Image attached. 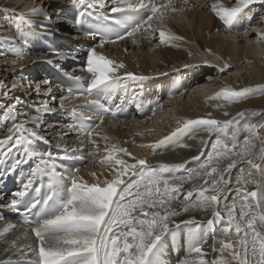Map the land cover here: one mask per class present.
<instances>
[{
	"label": "bare ground",
	"instance_id": "obj_1",
	"mask_svg": "<svg viewBox=\"0 0 264 264\" xmlns=\"http://www.w3.org/2000/svg\"><path fill=\"white\" fill-rule=\"evenodd\" d=\"M32 1H26L27 3L29 2V6L22 9L27 10L23 12L22 15L18 14L14 9H10L15 15H11L13 18L9 17L10 19L7 20L5 26L8 25L9 20L14 22V24L12 23L13 26L11 25L10 27L12 31L16 29V26H19L18 30L16 29L17 31L12 33L13 35L15 34L16 39L14 48L16 50L20 49L23 54L22 59L18 58L15 54L16 50L12 47L15 57L18 59L17 64H24L29 67V70L24 71L25 75L28 72H33L30 71L33 68L42 71L39 72V74H42L39 78L34 77L29 78V80L35 79L34 82H37L38 79L44 78L41 83V89H47V91L42 95L44 96L42 97L43 102L55 111H43L41 118H39V121L42 122L45 120L46 122L44 126H42L44 127L43 129L41 127L36 129V131L46 139L36 140L32 138L31 144L28 145L29 150L37 153V155L28 156L25 152L24 145L13 146L12 142L0 148V152L7 153L6 156L0 157V159H3V163H0L1 183L4 181L3 175L7 163L11 162L13 165L19 160L21 163H19L17 167H25L26 170L30 169L32 172V170L40 164L41 157L46 159L49 153L52 154L57 164L56 170L58 172L60 171L59 169L64 170V168H79V175L84 181L90 184L97 182V178L100 181H103L105 178L111 179V169L107 165L102 164H100V166H94L92 164L94 163V159L91 155H89L90 157L88 159L92 163L85 169L82 168L83 166L81 163L73 160L60 159L61 156L65 155L63 149L66 147L64 144L67 140L70 139L67 142L68 145L75 144V134L81 135V144H79V146H74V149H80L74 153L75 155L82 156L86 159L85 157L88 155L89 151L91 149L94 150V147H89V140L84 134L68 129V125L75 124L73 121L74 114L71 111L64 110L80 107L83 104H87L88 100L93 99H100L101 103L105 102V106L112 102L111 104H121L120 108L123 109L132 107L130 115L125 116L121 113L119 119L113 118V116L103 117V124L98 128V131L101 132L102 139L99 141V148H95L97 151L95 153H99L102 148L104 153L105 146L111 147V145L115 144L127 149L138 158H145L148 164L152 166L163 163L184 164L185 168L176 173L178 176L186 177L190 170L201 171L200 165L209 162L210 156L212 160L209 163V170L212 166H216V160L220 158L215 156V152L221 151L219 146L215 151L213 149V145L216 144L217 140L221 141L223 144H227L229 148H233V144H235L233 151L236 152L241 150L245 140L253 141L255 144V148L253 149L254 152H258L261 145L264 144V116L261 114V111L264 110V91L258 89L246 98L233 103H228L222 98L210 99V97H214L216 93L224 87L239 90L245 87L255 89L257 85H260L261 88H264V40L259 39L258 36L254 37L256 34L254 32H249L247 35L243 33L247 25H251V21L254 22L257 20V18H251L252 14L257 12L251 5L244 9L237 20L234 21L233 26L229 28L211 11V4L216 3L217 0H189L188 5H184L182 0H175L177 7H182L184 10L166 17L164 22H166L165 24L167 25L160 30L183 37V39L180 41L165 40V42L159 43L161 46L159 45L158 49L153 45L155 51H152L153 53L145 52V58H143V60L142 58H138L136 53L139 49H146L151 46V43L155 40V35L151 32L148 34L137 33L134 37L136 43H133L132 38V42L128 45V42H125L127 37L115 43H110L108 45L104 44L103 47H100L99 41L95 38L88 39L87 41L81 40L70 25L72 21H69L68 24L66 10L69 7L78 5L74 4L73 0H56L55 2L51 0H39L42 4H46L47 12L31 11L30 8L34 3ZM163 2L164 0H156L157 4ZM220 3L225 7L234 6V0H220ZM0 6L1 9L8 11L9 8L12 7L9 3H2ZM110 6L109 4V7ZM188 8H190V10H188L189 12L187 11ZM99 11L104 12L106 15L111 14L106 9ZM52 14L57 18L56 21L48 20V16H52ZM123 14L129 19H138L142 15L137 13H120L117 14L116 17H123ZM257 15H261L260 17L264 18V13L261 14L260 9L256 17ZM21 17H23L22 19L25 22L16 21V19ZM150 22H153V20ZM164 22L162 23L163 26L165 25ZM242 25L243 27L241 28ZM259 25L260 24H258L256 28ZM256 31H258V29H256ZM6 32L7 31L4 33L7 36L8 34H6ZM157 35L159 36V34ZM230 37L232 40H230ZM239 38L244 39V41H241L243 45H240V42H238ZM24 40H27L26 44L23 43ZM124 42L125 45L127 44V46H125L127 47L126 50L134 51L138 47L136 53L130 52L131 54H128L129 52L123 51L126 54L124 55L123 53L122 55L119 49L121 48L122 50V44H124ZM112 44L114 46H112ZM92 48L96 49V52L99 53L98 55H103L116 64L124 65L122 72L117 69V74L122 77L120 86L107 97H97L96 95L87 98H85V96L74 97L66 101L64 103V109H61L60 103L62 95H65L62 89L64 92H67L66 96L69 94V91L63 88L64 86L62 83L65 81L61 79L65 78L68 82H74L76 81L73 79L75 76L88 77L89 74L85 71L87 54ZM105 50L109 52L106 53ZM112 51H115V53L110 54ZM36 54L41 58L37 57ZM205 61L209 63H205ZM234 63L236 64V73H230L229 67L223 72L219 71V68L223 67L225 64L232 66ZM186 65L187 67H185ZM55 70L58 71L62 77L57 74L59 76L57 78L54 73ZM9 72L6 74L3 73L4 75L0 72L3 84L7 86L6 88L11 87L10 85H6L9 83L8 80L10 77L17 79L16 76L18 74L12 73L10 76L11 72ZM125 73H133L136 76L146 77V79L134 80L127 77ZM45 80L49 81V85L44 84ZM4 81H7L6 84ZM14 83L17 87L24 85L22 81H14L13 84ZM195 84H197L196 87L190 90L189 87ZM49 86L51 87V92L48 90ZM60 87H62V89ZM14 90L11 91V95ZM178 91H183V93H185V95H183L184 97L182 94H178ZM187 94L188 99L186 101ZM28 95L22 91L21 93L16 92V94L11 97H15L13 103H16V106L21 102L22 104H18V107L22 106L24 108V103L25 105L30 104ZM168 96H170L171 99L166 101L164 105H160L158 102L160 97L161 102H163V98H167ZM11 97L9 96L8 99L11 100ZM157 104L160 105L158 107L159 109L151 116L152 111L150 108L152 109V107L157 106ZM137 105H147V109L145 112L141 113L138 111ZM148 105L151 106L148 107ZM217 105L220 106L217 107ZM168 106L170 108L166 109ZM77 109L78 112L85 111L82 107ZM24 110L27 109L24 108ZM225 112H227L228 115H224ZM254 112L258 114L253 115ZM240 113H243L242 118L239 115ZM209 114L211 115L209 116ZM8 115H12V113H7L2 118L3 127L0 126V133H3L7 127L6 120L10 123L7 128L13 127V124L18 122L14 120L15 115H12L9 119L7 117ZM96 118L99 120V115H97ZM199 118H211L221 122L233 120L235 118L239 120V124L233 123L227 127H217L214 128L212 132H208L205 126L192 125L189 126L187 130L177 134L172 140L157 147L154 151L150 149V145H154L165 136H169L177 127H183V121ZM245 123L254 124L256 127L245 128ZM118 124L121 128L118 127L116 133L113 127ZM105 136L107 137L106 140L103 138ZM0 139L4 138L0 137ZM52 142L54 143L52 144ZM177 143L186 144L188 147L178 148ZM55 144H59L60 146L56 147ZM9 148H11V152L8 151ZM68 154H73V152ZM158 154L161 156H158ZM119 155L129 163L134 162L130 157L124 156L122 153ZM154 155V158H156L155 160L153 159ZM100 157L101 156H99V160H101ZM193 157H199V159H193ZM82 160L83 159H80V161ZM228 162L229 159H220L219 167L226 168ZM255 162L260 163L259 160ZM61 165L63 167H60ZM241 169H243L244 172L249 171L246 159L238 160L235 167L231 169L230 174H225V178L231 181L227 185L228 202H231L235 194V189L237 187L236 180L240 176ZM93 172L96 173V177L92 176ZM168 175L169 173H165V176ZM40 178L49 179L47 175L40 176ZM201 183L202 180L200 179L184 183L179 198L175 202V207L179 209L183 206L185 203V195L188 191H192L190 200L195 202L198 192L194 190V185L199 186ZM20 190H22V188L7 190L0 184V217H2V219H0V229L10 222L6 220L9 218L10 210L4 205L10 203L13 193ZM248 190L252 191L256 190V188L254 185H249ZM21 203H25L24 199L21 200ZM223 204L224 201H221V210H223ZM254 212L257 214V217H259L261 213H264V195L260 198L259 207H254ZM209 218H211V211L206 212L199 209H192L186 213L181 212L179 216L174 217L177 222L194 219L197 224H206ZM192 227H195V224H189L187 226L181 225L176 244L174 246L170 244L162 256L163 264H179V261L183 259H193L197 261L200 259L195 253H189L186 234L188 229ZM216 227L217 231L215 233V238H210L208 244L204 245L206 254L203 259L210 264L211 261L219 260L223 256V258L229 260L231 264H237V262L232 259L231 253L223 249L224 242L227 240H236L234 226L232 227L231 233L225 231V229L229 227L226 220L222 221ZM257 228L259 231L264 232V226L260 224L258 219ZM17 238L20 239L17 241ZM13 241H17L14 247L12 246ZM27 244H32L33 247H36L37 241L34 234H32L30 230L26 231L15 225L5 236L0 237V264H6V262L9 261L10 264H29L27 258L18 254L22 247ZM175 248L179 251L177 256L174 254ZM26 256H30L32 260L38 259V257L31 256L30 252L27 253Z\"/></svg>",
	"mask_w": 264,
	"mask_h": 264
},
{
	"label": "snow or ice",
	"instance_id": "obj_2",
	"mask_svg": "<svg viewBox=\"0 0 264 264\" xmlns=\"http://www.w3.org/2000/svg\"><path fill=\"white\" fill-rule=\"evenodd\" d=\"M74 4L80 5L77 12V24H83L87 17H93L96 20L105 22L104 31L89 29L84 35L95 38L100 36L99 46L103 47L105 43H115L116 40H123L127 37H135L137 33L154 34L158 29L153 28L149 23L154 18L163 23L164 19L173 14L183 11L182 7H177L175 0H164L157 4L156 0H73ZM184 5L189 4V0H182ZM254 3L264 4V0H234V6L225 7L217 0L211 4V11L223 22L224 25L231 28L239 15ZM109 4L111 5L109 7ZM108 9L111 13H137L142 14L140 19H127L124 17L109 16L99 11ZM91 10V11H90ZM43 12V9L35 10ZM22 18V17H21ZM118 26L115 31V39H112L113 27ZM147 25V27H145ZM245 35L247 30L245 29ZM258 38L264 40V33H257ZM161 42L180 41L183 37L175 34L166 33L159 30ZM23 43H27L24 40ZM133 43L136 40L133 39ZM210 51V50H209ZM18 58L22 59L23 54L20 49L16 50ZM205 63H209L205 61ZM15 67V64L12 65ZM123 64H116L103 55H98L95 48L88 51L85 71L88 77L75 76L73 79L86 83V88L82 91L73 92L69 90L68 96L62 97L60 108L64 109V103L78 96L96 95L97 97L110 96L118 86H120L122 77L117 74V69L123 68ZM187 67V65L185 66ZM230 67L225 64L219 68L223 72ZM125 75L134 80H143L146 77L136 76L133 73ZM49 85V81H44ZM17 87L13 84L11 88L0 82V96H8L9 93ZM264 91L260 85L255 89L251 87L241 88L239 90L230 87H224L210 99H223L228 103L238 102L254 93L256 90ZM41 86L36 85V91L39 92ZM49 92L51 87L49 86ZM94 106L100 112L99 122L86 124L91 116L80 113V123L68 125L70 131H78L84 134L89 143L98 148L94 137L101 136L97 131L103 124V117L106 114L117 115V111L105 108L100 99L88 100L87 105ZM81 106V107H84ZM160 105L157 104V107ZM220 105H217L219 107ZM46 112H54V109L48 108L47 104L42 106ZM0 109H5L7 113H14L15 104L5 106L0 103ZM138 111L145 112L147 105H137ZM71 111L74 115L77 108L64 109ZM155 114V108L151 109ZM258 113H253L257 115ZM211 114H209L210 116ZM224 115H228L227 112ZM241 118L243 113L239 114ZM33 124L39 127L38 117L33 118ZM239 124V120L218 121L211 118L188 119L183 121V127H177L169 136H165L156 144L150 145L153 151L160 145L176 137L177 134L187 130L192 125H202L208 132H212L217 127H227L230 124ZM245 128H255L256 125L245 123ZM8 135L0 139V148L12 142L13 146L24 145L28 156H35L37 153L29 150L32 138L44 140V137L38 135L37 131L25 127L23 123H14L12 128L8 129ZM105 140L107 137H103ZM178 147H188L186 144L177 143ZM221 151L215 152V156L220 159H229L226 168H220V159L216 160V166L209 170V162L200 165L201 171L190 170L188 175L178 176L181 169L185 168L182 163L159 164L157 166L149 165L145 158L134 156L127 149L115 144L111 147L105 146L104 153L101 154L100 163L107 165L111 169V179L105 178L97 182L88 183L79 175V168H64L63 171H57V164L51 153L47 158L41 157L40 164L32 170V176L37 174L47 175L49 177L48 191L41 194V188H33V179L29 178L23 184V189L13 193L10 203L4 205L10 210H17L16 206L33 190L37 196L26 205L29 215L23 216V222L28 226L31 233L34 234L37 244H27L22 247L18 253L28 259L29 264H163L162 256L165 250L171 244L174 246L180 233L181 225L195 224V227L189 228L186 234L189 253H195L200 259H183L179 264H209L204 260V245L208 244L209 239L215 238L217 225L222 221L227 222L229 226L225 229L231 233L234 226L236 240H227L223 243V249L230 252L232 259L237 264H264V232L257 231V219L264 226V213L259 217L254 212V207H259L260 198L264 195V144L261 145L258 152H254L255 144L251 140H245L239 152L233 151L227 144L217 140L213 149L217 147ZM59 147V146H58ZM11 152V148L8 149ZM61 156L62 160H80L82 156L74 153ZM130 157L133 163L121 158L119 155ZM7 153L0 152V157ZM96 156L97 153H90ZM199 159V157H193ZM247 160L249 171L244 172L241 169L240 176L236 180L237 187L231 202H228L227 185L231 182L225 178V174H230L231 169L235 167L238 160ZM259 160L260 163L255 161ZM3 163V159H0ZM21 161L17 160L12 165V170L18 166ZM60 167H63L62 165ZM165 173H169L165 176ZM96 177V173H92ZM202 180L199 186L194 185V190L198 192L195 202L190 200L192 191L185 195V203L179 209L175 207V202L184 183L189 181ZM254 185L256 190L249 191L248 186ZM224 201L223 210L220 204ZM36 209L33 213L32 210ZM192 209L202 211H211V218L206 224H197L194 219L177 222V217L181 212H189ZM2 219V217H0ZM15 225L8 223L0 229V237L5 236ZM26 238V237H25ZM20 238H17V241ZM17 241H13L14 247ZM38 257L32 260L30 256ZM251 258H256L254 261ZM6 264H10L6 262ZM210 264H231L223 256L219 260H213Z\"/></svg>",
	"mask_w": 264,
	"mask_h": 264
},
{
	"label": "rangeland",
	"instance_id": "obj_3",
	"mask_svg": "<svg viewBox=\"0 0 264 264\" xmlns=\"http://www.w3.org/2000/svg\"><path fill=\"white\" fill-rule=\"evenodd\" d=\"M27 0H0V5L2 4V3H9V4H11V6L12 7H10L9 8V11L8 10H5V9H1V6H0V68L2 69H0L1 71V73L3 74V73H8L9 72V70H10V76H11V74L12 73H18L17 74V79H15V78H11L10 77V79L8 80V84H6V82L7 81H4V83L6 84V85H10V86H12L13 85V82L14 81H22V83H24V85H22V86H24V87H22V86H20V87H17V89L15 88V90L12 92V95H14V94H16V92H19V93H21L22 91H23V93H25L26 95H28V94H30V95H28V98H29V102H30V104L29 105H25V103H24V108L25 109H27V110H24V108L22 107V106H20V107H18L19 105L18 104H22L21 102L20 103H18L17 104V106H16V109H15V112L14 113H12V115H15V118H14V120H17L18 122H16L17 124H19V123H23L24 125H25V127H28V128H32L33 130H35L36 131V129H38V128H41L42 126H44V124H45V120L44 121H39V118H41V116H42V113H43V111H44V108L42 107L43 105H44V102H43V98L42 97H44V96H42L43 95V93H45V91H47V89H41L39 92H37L36 91V85H38V83H39V85L41 86V83H42V81L44 80V78H40V79H38V81L37 82H34V80L35 79H31V80H29V78H36V77H38L39 78V76H41L42 74H39V72H42L41 70H37L36 68H33V69H31L30 71H33V72H26L27 74L25 75V70H29V67L27 66V65H20L19 63V65L17 64V61H18V59H17V57H15V55H14V50L12 49V47L14 48L15 47V42H16V39H15V34L13 35L12 33H15L17 30H18V28H19V26H16L15 28L17 29H13V31H12V29H10V27H11V25L13 26V24H14V22L13 21H11V20H9V23H8V25L7 26H5V24H6V22H7V20L8 19H10V18H13L11 15H15V13H13V12H11L10 11V9L11 10H15V11H17L18 12V14H21L22 15V13L23 12H25V11H27V10H22L23 8H27L28 6H29V2L30 1H32V0H28L29 2L27 3L26 2ZM52 2H55L56 0H51ZM32 2H34L33 3V8L31 7L30 8V10L31 11H35V10H38V9H43V11L44 12H47V8H46V4H42V2L41 1H39V0H33ZM49 2V1H48ZM27 3V4H26ZM45 3V2H44ZM40 5V6H39ZM17 6V7H16ZM251 6L252 7H254L255 9H256V11L258 12L259 11V9H260V12H261V14H263L264 13V5L263 4H259V3H254V4H251ZM19 7V8H18ZM45 8H46V10H45ZM21 9V10H20ZM188 10H190V8H188L187 9V11ZM262 11H263V13H262ZM189 12V11H188ZM257 12H255V13H253L252 14V17L251 18H253V19H256L257 18V20L256 21H251L250 23H251V25H247V27H246V29H247V33H249V32H254V33H256L255 35H254V37L255 36H258L257 35V33H264V18H261L260 16L261 15H257V17H256V14H257ZM8 15H10V16H8ZM13 15V16H14ZM10 17V18H9ZM168 17V16H167ZM264 17V16H263ZM23 18V17H22ZM22 18H18V19H16V21H22V22H25ZM52 18V19H51ZM56 17H54V15L52 14V16L51 15H49L48 16V20H50V21H56ZM253 19H251V20H253ZM164 20H166V18L164 19ZM155 21V22H154ZM164 22V21H163ZM13 23V24H12ZM151 25H152V27L153 28H155L156 26L158 27H156V29H158L153 35H155V40L153 41V43H151V46L150 47H148V48H146V49H139V51L136 53V51L138 50V47L134 50V51H129V50H126L127 49V47H125V46H127V44L129 45L131 42H132V38L133 39H135L134 37H128L126 40H125V42H128L126 45H125V42H124V44H122V50H121V48L119 49L121 52V54L123 55V53L126 51L128 54H131L132 52H134V53H136L137 55H138V58H145V52L146 53H153L152 51H155V47H157L156 49H158V47H159V45L161 46V44H159V43H162L161 41H160V37L157 35V34H159V30L160 29H162V28H164L167 24H165L166 22H164V26H163V24L160 22V21H158L157 19H153V22H149ZM157 23V24H156ZM255 23V24H254ZM160 24V25H159ZM258 24H260L257 28H256V26L258 25ZM160 26V27H159ZM146 27H147V25H146ZM243 27V25L241 26V28ZM255 29V30H254ZM256 29H258V31H256ZM11 30V31H10ZM253 30V31H252ZM5 31H7L6 32V34H8L7 36L5 35V33L4 32ZM149 32H151V29L149 30ZM10 33V34H9ZM157 33V34H156ZM243 33H245V32H243ZM156 35H157V37H156ZM136 36V35H135ZM233 36V35H232ZM157 39V40H156ZM230 40H232L231 39V37H230ZM240 40V41H239ZM241 41H244V39L242 38H239L238 39V42H240V45H243V42H241ZM157 42V43H156ZM105 44H110V43H105ZM153 45H155V47L153 46ZM112 46H114L113 44H112ZM117 46V45H116ZM123 46H124V48H123ZM2 47V48H1ZM150 48V49H149ZM15 49V48H14ZM16 50V49H15ZM131 50V49H130ZM145 50V51H144ZM124 51V52H123ZM105 52L107 53V52H109L108 50L106 51L105 50ZM131 52V53H130ZM113 53H115V51H112V52H110V54H113ZM133 53V54H134ZM97 54H99V53H97ZM126 53H124V55H125ZM36 56L37 57H40V56H38V54H36ZM41 58V57H40ZM6 60V61H5ZM10 60H11V62H10ZM144 60V59H143ZM3 62V63H2ZM5 62V63H4ZM2 64V65H1ZM13 64H15V67H13L12 65ZM16 67H17V69H16ZM18 67H20V68H18ZM229 69H230V73H236V64L234 63V64H232V66H230L229 67ZM8 70V71H7ZM13 71V72H12ZM118 71H120V72H122L123 70H122V68H121V70H120V68H119V70ZM4 75V74H3ZM15 79V80H14ZM14 80V81H13ZM0 82H2L3 83V80L1 79V76H0ZM32 82V83H31ZM136 82V81H135ZM15 84V83H14ZM196 85L197 84H195V85H192V86H190L189 88H190V90L191 89H193L194 87H196ZM189 86V85H188ZM7 87V86H6ZM27 87V88H26ZM192 87V88H191ZM9 88H11V87H9ZM23 88V89H22ZM29 88V89H28ZM24 89H26V90H24ZM166 89H168V88H166ZM26 91V92H25ZM30 91H32V92H30ZM63 92V91H62ZM11 93V92H10ZM9 93V95L8 96H0V103H3L5 106H8V105H11V104H15L16 105V103H13L14 101V98L13 97H11L12 95ZM34 93V94H33ZM63 93H65V92H63ZM178 94H182V96L183 95H185V93H183V91H178L177 92ZM50 94V93H49ZM48 94V95H49ZM45 95V94H44ZM51 95V94H50ZM11 97L12 99L11 100H9L8 99V97ZM66 96V93H65V95H62V97H65ZM165 96H167V95H165ZM173 96V95H172ZM184 97V96H183ZM182 97V98H183ZM188 97V94H187V96H186V101H187V98ZM167 99V100H166ZM169 99H171V97L170 96H168L167 98L166 97H164L163 98V102H161V97H160V99L158 100V102L160 103V105H164L165 104V102L166 101H169ZM5 100V101H4ZM185 101V102H186ZM151 105H148V107H150ZM48 107H50L49 105H48ZM51 108V107H50ZM54 108V107H53ZM153 108H155V112L159 109L157 106H154V107H152V109ZM169 109L170 107L168 106V107H166V109ZM173 108H175V107H173ZM177 108V107H176ZM52 109V108H51ZM32 110V111H31ZM150 110H151V108H150ZM137 111V110H136ZM18 113V114H17ZM28 113V114H27ZM30 113V114H29ZM7 114V112H6V110L5 109H0V126L1 127H3V121H2V118L5 116ZM151 114V113H150ZM261 114L264 116V110H262L261 111ZM12 115H8L7 117H8V119H9V117L11 118V116ZM151 116H153V114H151ZM38 117V123H39V127L37 128V126H36V124H33L32 123V120H33V118H37ZM96 121V120H95ZM97 121H99V120H97ZM96 121V122H97ZM6 123H7V127H8V125L10 124L9 122H8V120H6ZM5 128V131L3 132V133H0V137L1 138H5L7 135H8V129L9 128ZM118 127H120L121 128V126H119V124L118 125H116V126H114L113 128H114V131H116V133H117V129H118ZM12 128V127H11ZM44 127H42V129H43ZM111 130H113V129H111ZM97 131H98V129H97ZM99 132V131H98ZM75 133H77V132H75ZM101 133V132H100ZM38 135H40V133H38ZM41 136V135H40ZM80 138H81V135H79V134H75V139L74 140H76V142H75V144H67V142L70 140V139H68L67 140V142L64 144L66 147L63 149V151L65 150V149H67V152L68 153H71V152H73V150H74V146H76V145H78L79 146V144H81V142H80ZM35 139V138H34ZM44 139H46L45 137H44ZM94 139H95V141H96V144L98 145V146H100L99 144H100V140L102 139V137L101 136H97V137H94ZM89 140V139H88ZM54 142H52V144H53ZM78 143V144H77ZM55 146L56 147H58V146H60L59 144H55ZM89 147L90 148H93V146L91 145V144H89ZM80 148V147H79ZM99 148V147H98ZM178 148H180V147H178ZM80 150V149H79ZM101 151H102V153H101ZM101 151L99 152V153H97V155L96 156H92V158L94 159V163H92V162H90L89 161V155H90V153H93V152H97L96 150H95V148H94V150L93 149H91L90 151H89V153H88V155H86V159H84L83 158V160L82 161H80V160H73V161H75V162H78V163H81L82 164V168L83 169H85L89 164H93L94 166L96 165V166H100V160H99V156H101V154H103V148L101 149ZM76 153V152H75ZM83 153V152H82ZM160 154H158V156H159ZM157 156V155H156ZM161 156V155H160ZM155 157V155L153 156V159L155 160L156 158H154ZM101 158V157H100ZM98 159V160H97ZM96 160V161H95ZM159 162V161H158ZM97 164H99V165H97ZM60 171H63L62 169H60ZM18 231V230H17ZM257 231H259V229L257 228ZM251 259H253V261L256 259V258H251Z\"/></svg>",
	"mask_w": 264,
	"mask_h": 264
}]
</instances>
